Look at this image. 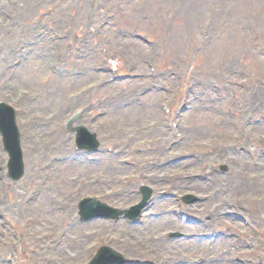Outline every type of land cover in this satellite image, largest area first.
Instances as JSON below:
<instances>
[{"label":"rangeland","instance_id":"obj_1","mask_svg":"<svg viewBox=\"0 0 264 264\" xmlns=\"http://www.w3.org/2000/svg\"><path fill=\"white\" fill-rule=\"evenodd\" d=\"M11 1L15 3L21 0ZM66 1L44 0L40 6L35 4L30 14V20L34 22L43 20L46 25H43L41 30L47 35L52 34L48 37L51 40L57 31L70 36L73 30H79L77 41L79 40V46H82V42L85 43L87 55L82 65L78 64L73 68L84 69L83 66L85 65L84 73L87 77L72 79L70 75L61 78L52 75L50 81L43 78L45 70L42 63L38 62V67L36 66L37 68L33 71L30 70L29 62L40 58L38 52L42 58H44V53H47L40 52L38 49L24 51L23 57H27V59L22 60L15 71L12 69L13 64L10 63L14 62V53L16 47L18 50V45H15L16 42L11 44L12 41H15L14 38L9 37V33L11 34L13 30L10 29L11 26L6 20L5 14H14V8L7 7L4 1L2 3L4 12L2 24H0V31H2L0 34V57L2 60L3 57L6 59L1 65L5 84L0 82V100L10 101L9 103L17 109V112L20 110L17 114V121H19L22 149L26 161V176L18 182L8 179L7 156L2 150L0 141V205L2 201L8 204L6 212L0 207V215L6 216L5 220H0V228L3 227L9 234H17L14 245L8 244V247L2 248L0 256L12 255L14 249L17 254L15 261H18L16 264H84L90 257L91 251L94 252L102 244H108L121 251L126 256L127 262L131 264H220L222 262L219 260L220 256L226 264H264V243H255V250L250 246L251 250L248 249L243 252L233 251L228 238L222 236L213 238L212 244L204 240L197 243L195 241L200 240L195 237L186 238L190 235L191 230L188 231L181 227V224L186 226L191 224L185 223L184 219L176 220V218H181L184 213L193 217L197 221L196 224L191 225L194 233L212 232L219 234L223 232L227 234L228 231L237 233L242 231L244 233L242 219L253 221L255 234L259 230H264V186L258 184L254 186L256 181L264 178V174L259 172L260 169L264 170V165L261 166L260 162V157H263L264 162V154L258 151L259 144L264 146V141L263 137H257L263 135V128L261 127L253 138L247 139L245 137L243 140L242 138L234 140V137L229 140L231 133H224L222 138L225 141H230L231 144L220 143L217 135L208 134L210 129L207 122L202 123L198 118L190 121L192 119L190 116L194 114L195 107L189 110V100L181 101L185 97L184 93L181 94V103L177 96L174 98V102L169 99L173 106L171 118L177 112L175 119L178 120L175 123L178 126L177 136L172 139L160 127V122L165 124L168 119H164L166 115H163L162 119L156 106L161 101L160 99L164 100L165 95L147 105H145L146 103L133 105L130 101L132 95L125 98H121L120 95L119 100L116 101L117 107H112L111 102L108 103L107 101V95L103 88L106 85H100V75L108 76L105 84H109L113 80L107 73H96L94 67L96 62H100L98 63L100 66L113 65L118 69L119 75L125 76L119 81H113L115 83L113 85L114 95L120 94L123 89L128 87V84L134 83V81L139 82L146 79L147 82H151L148 74L153 71L152 65L159 67V74L166 70V67H169L170 70L176 69L175 66L171 65V62L175 60V63L185 71L184 73L188 77L189 72L196 64L191 63L188 59L186 61L187 56L193 54L202 58L210 52L213 41H218L214 39L216 33L222 34L227 26L226 20L229 19L230 11L228 9L230 8L231 11L239 13H234L235 18L233 17L235 21L238 20L239 24L236 30L233 29L228 32V36L237 37L238 35L245 51L244 54L240 51L237 53L236 65L232 67V70L237 69L241 73L233 78L247 77L248 83L252 87L255 85V90L256 88L262 90L264 87V0H198L200 17L198 18L199 22L195 24V37H189L191 49L189 51L179 50L178 53L171 48V50L168 49L167 44H169V33L183 25L179 10L180 5L177 3L181 2L180 0L149 5L148 0H136L137 6L127 3L131 10L128 11L127 9L120 13H117V10L123 3L116 4L114 1H110L108 6L110 5L112 10L100 17L90 19L81 26L74 25L75 21H72L76 12H70L63 8L68 4L65 3ZM89 1L86 0L83 7H89L87 6ZM96 5L97 3H95ZM78 6L80 4L74 6L76 7L74 11H78ZM95 6L93 4L92 8L94 9ZM146 7L156 10L155 16L145 11ZM136 8L137 10L134 12L133 10ZM60 10H62V14L59 13ZM169 12L172 13L170 18L168 17ZM48 13L54 18L66 16L67 20L58 24L56 31L52 24L47 23L43 18ZM112 15L113 19L109 18ZM211 23L214 25L215 31L213 29L210 31L207 28ZM38 30L39 28H28L32 36L31 42L40 40ZM130 37L150 39L154 48L148 53H144V57L136 58V53L141 48L149 49L150 46H146L138 38V44L134 46L129 43V41L134 42ZM246 42L247 45L245 46ZM28 43L30 42L26 41L25 44ZM158 46L160 48L166 46V49L161 50ZM246 54L254 55L256 64L255 62L251 63L252 61L248 59ZM147 60L150 62L145 66ZM140 64L141 67L135 68ZM30 72L32 73L30 74ZM156 80L159 81L158 77ZM199 83L201 86H194L199 88L198 92L195 93L196 102L199 99H201L200 102L202 99L204 102L201 106H197V111L211 115L212 111L208 112L207 107L208 104L215 102V92L210 85L216 83L222 87L224 86L223 79L212 80L206 86L202 82ZM107 86L109 87V85ZM136 90L133 95L136 94ZM204 92H207V97L211 93L213 101L205 100ZM220 92L222 93V91ZM166 95L169 96L170 92ZM215 104L220 108L221 103L215 102ZM121 106L126 109L134 107L131 109L134 111V115L126 120H122L119 115H114V110H122ZM259 109L261 114L257 115ZM28 110H30L29 116H27ZM77 110L83 111L79 123L96 132L101 143L100 150L114 149L113 147L116 148L120 142L126 143L127 146L135 144L136 147L132 150L133 159L137 162L139 155L137 149H142L145 152L144 155H148L150 161L153 162L150 169L146 168L143 171V173L147 172L150 175V180L151 177L157 178L156 180L160 179L155 182L157 185L155 188L152 185L154 190H152V204L150 203L149 207L150 213L159 215V212L171 213L173 211L180 214L171 213L169 216H162L165 218L161 220V223H158L161 217L157 220L152 219L150 214H145L144 219L145 222H148V226L152 223H157L158 226L155 229H147L144 225L136 228V230L143 232L148 230L147 232L152 235V238L154 236V240L150 244L144 245V234L137 237L132 236L129 230H136L125 227L123 219L118 221L95 220L82 225L72 223L76 221L72 215V212L75 214V206L70 207L66 193L75 188L77 178L88 179L85 177L88 166H85L84 170L77 164L70 167L71 161L67 160L70 158V154L74 157H85L88 160L101 159L100 155H96L97 153L87 154L77 151L75 153L73 150L72 138L63 126L67 118ZM40 113L47 116H41ZM106 113L108 116H105ZM218 117L221 119L219 115ZM262 117H264V99L258 109L255 110V122ZM181 124H183V128H181ZM65 134L69 139L64 137ZM140 141L142 143L138 145ZM114 142H117L116 145ZM166 143H169L167 148L169 156L159 160L157 151H166ZM240 147H244L248 153L250 151L255 152L253 159L255 163L259 162V166L256 167L252 158L244 152L248 170L242 179L236 180L231 176L232 166L228 160L226 161L225 155L229 150L232 152L233 150L240 151ZM152 155H154L155 160L151 158ZM128 161L133 162L131 159ZM173 163L174 165H172ZM120 165L124 169V163L121 162ZM222 165L227 166V171L221 172L220 167ZM130 170L128 168L127 171H123V174L127 175ZM177 170L179 174H176ZM95 171L98 172V169L96 168ZM79 173L82 176H78ZM70 176L72 178L68 180ZM35 177L38 178V182L40 179L44 181L42 186H49L50 184V192L47 195L45 193L40 195L43 204L34 202L26 206L21 196L27 197L28 194L38 188L31 184V181H36ZM137 179L138 177H130L119 188L125 193L131 192L133 200L138 195L133 188L136 185L138 188L141 183H148L140 181L131 187L133 181H139ZM117 185L109 182L100 183L96 187L97 189L92 185L94 188L92 190L88 186L86 189H81L84 191L81 195H99L101 190H112L113 187H118ZM230 185L236 186V189L231 190ZM164 187L169 189L167 192L170 193V196L165 198L168 203L160 204L156 208L154 204L158 201L157 191H161ZM186 194L194 195L197 201L185 204L180 198ZM132 199L116 197V202L111 201V203H114V206L124 207L133 202ZM48 202L49 204H47ZM61 202L66 203L63 204V207L64 205L68 206L66 207V216L71 220V226L68 228L59 225L58 208L55 207ZM47 205L48 209H44ZM237 215L240 217L237 218ZM168 218L171 220L167 221ZM122 227L127 229L123 231ZM175 233H179L182 237L175 238L173 235ZM117 235H119L118 238ZM244 235L246 234L244 233ZM45 236H47L46 242L50 241V243L42 247L40 244ZM62 237H64L63 243L55 246L57 245L54 243L56 238L61 241ZM195 244H198L196 250L190 251ZM216 253L218 255L214 259ZM207 261L210 262L207 263Z\"/></svg>","mask_w":264,"mask_h":264},{"label":"bare ground","instance_id":"obj_2","mask_svg":"<svg viewBox=\"0 0 264 264\" xmlns=\"http://www.w3.org/2000/svg\"><path fill=\"white\" fill-rule=\"evenodd\" d=\"M79 4L81 8H78V11L76 13V20L83 22L85 19V16L87 15V13L89 11H92L90 13H92L93 16L100 17L101 15L105 14L106 12H108L109 10H112L113 8L109 5L108 3L110 1H114L116 4L118 3H123L122 6L117 10V13H120L124 10H131L130 6L127 5L131 4L134 5L137 1L136 0H92L95 3H97V5L95 6V8L93 9L92 7H83V4H85L86 0H76ZM170 0H148V5L151 3H169ZM176 1V0H175ZM44 2V0L40 1V0H21L19 2H17V5L20 6V15L22 18V21L24 22H29L30 18H31V13L33 11V7L36 4L37 6H40L42 3ZM75 2V1H74ZM177 2V1H176ZM67 3V1L65 2ZM64 3V5H65ZM180 5L181 8V21L183 23L182 26L177 27L172 33H169V44H167V48L168 49H172L174 50V52H179L180 51H189L191 49V44H190V40L189 37H195V24L199 22L198 18L200 17V10L198 8V0H182L181 2H177ZM76 4V3H75ZM74 4V5H75ZM60 5V4H59ZM167 5V4H165ZM134 6H137V4H135ZM63 8L65 10H68L66 6H63ZM76 7H74L75 9ZM2 9H3V5L2 2H0V23H2V17H1V13H2ZM137 8L134 9L133 11L136 12ZM230 11L229 13V19L226 20V27L224 28V31L222 32V34L216 33V36L214 39H217L218 41H213L212 44V48H210V52L205 54L202 58H198L195 55L192 54V56H188L186 58L190 60L191 63L196 64V66L189 72L187 81L190 85V88H193V82H195V85L197 86V82H202L206 85H208L212 80H220L223 79L224 82V86H219L216 83H211V84H216V86L218 87L219 91L215 92V96L214 98L217 99L218 97H224L227 98L228 97V93H229V89L227 88V86L225 85L226 83V79H230V70L231 68L235 65V58L237 57V53L238 51H240L242 54L245 53L244 49H243V45L240 41L239 36H232L229 37L228 36V32L230 30L235 29L238 26V20L235 21V19H233V17L235 18V14H239L237 11H231V9H228ZM145 11H147L150 15L155 16V12L156 10H151L148 7H146ZM60 14H62V10L59 11ZM79 16V17H78ZM45 21L47 23H51V24H59L61 22H63L65 20V16H58L57 18H54L53 15L49 14L47 15L45 18ZM113 19V18H112ZM33 22H31L28 26H30ZM212 27L213 31L214 30V26H208V28L210 29ZM240 28V27H239ZM238 28V29H239ZM57 31V28H54ZM22 31H26L24 28H22ZM167 33V32H165ZM0 34H2V31H0ZM25 33H23L22 35H24ZM57 34V33H56ZM19 34L15 33L14 37L18 38ZM233 37H235V39H233ZM232 40H231V39ZM130 44H133L134 46L137 45L136 42L133 41H129ZM247 45V42L245 43V46ZM169 46V47H168ZM138 48H140L139 46H137ZM160 48V46H158ZM122 49V48H120ZM161 50L166 49V46H164L163 48H160ZM170 49V50H171ZM139 50V49H138ZM115 51V50H114ZM144 53H148V51L145 48H141V50H139L138 53H136V58L139 57H144ZM188 53V52H187ZM77 54L81 57L83 56V50H78ZM247 55V54H246ZM248 59L250 61H252L251 63L255 62V56L254 55H247ZM173 66L175 67H179V65L177 63H175V60L171 63ZM256 64V62H255ZM250 65V64H249ZM3 74V71L1 69V61H0V77ZM165 81H169L171 82V78L166 77L164 78ZM136 84V83H135ZM193 92V90H190ZM222 91V93L220 92ZM161 94H157L155 92H151L149 94L146 95V102L150 103L151 100L159 97ZM258 99L257 102L258 104H261L262 100L264 99V88H258ZM162 96V95H161ZM246 96V103L248 105H250L252 108L255 109V89H252L249 93H247L246 95H243V97ZM115 98L116 95L114 96ZM205 100H212L211 99V93L208 95V97L204 98ZM234 100V99H232ZM213 101V100H212ZM221 106L220 108L215 104V102H213L211 105L212 108V113L211 115L204 113L203 111L198 112L197 111V106L195 107L194 114L190 117H192V119H190V121H193L195 118H198L199 121H201L202 123L207 122L209 129L208 130V134H215L218 136L217 139H219L218 141L220 143H225V144H231L230 141H225L222 136L224 135V133L229 134L227 131L230 129L229 127H227L225 125V121H222V119H220L218 117L217 114V110H226L225 107V102H220ZM194 108V103L191 104V106L189 107V110H192ZM238 108V113H243V109H244V102H240L237 105ZM115 113L114 115H119L120 117H122V119L126 120L127 118H129L131 115H134V111H128V110H114ZM234 114V113H232ZM258 115V114H257ZM238 118H240V116H237ZM181 128H183V124L181 125ZM255 128H257L259 131L261 129L260 124H256L255 126L252 125H248L246 126V134L247 136L249 135H253L254 132L253 130H255ZM169 147V143H166L165 145V149L166 151H160L158 150V156L159 160H163L165 158H167L169 156V152L167 151V148ZM225 159L228 160V162L231 164L232 166V171H231V176L236 179H242L243 175L245 174V172L248 170L247 168V158L246 156L241 153H234L231 150H229V152L225 155ZM261 162V166L264 165L263 162V158L260 159ZM174 165V163L172 164ZM169 166V164H168ZM111 168V172L115 171L113 166H110ZM162 172V171H160ZM261 174H264V170L260 169ZM123 180V176L122 175H118L116 176V181L121 182ZM263 185L264 186V178H260V180L256 181L254 183V186L256 185ZM231 190L236 189V186L234 185H230L229 186ZM46 208H48V206H46ZM226 221V220H224ZM228 221V220H227ZM137 236H139L140 234L137 233ZM143 242L144 245H148L150 244L151 241L154 240V237L152 238V235L150 233H145L143 235ZM152 238V240H151ZM177 245V244H176ZM184 245V244H182ZM196 247H198V244L194 245V250H196ZM218 253H216L214 255V259L217 257ZM219 260L222 261L220 264H226L222 257H219ZM210 261H207V263ZM55 264V263H54Z\"/></svg>","mask_w":264,"mask_h":264},{"label":"water","instance_id":"obj_3","mask_svg":"<svg viewBox=\"0 0 264 264\" xmlns=\"http://www.w3.org/2000/svg\"><path fill=\"white\" fill-rule=\"evenodd\" d=\"M5 113V108L4 107H0V114ZM4 135L6 136V138L8 137V134L6 135V132L3 131ZM7 140H9V138H7Z\"/></svg>","mask_w":264,"mask_h":264}]
</instances>
